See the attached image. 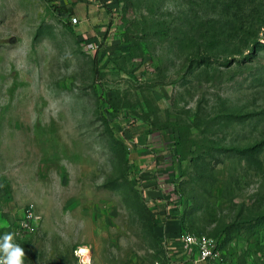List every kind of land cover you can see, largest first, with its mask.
Wrapping results in <instances>:
<instances>
[{
  "label": "rangeland",
  "instance_id": "rangeland-1",
  "mask_svg": "<svg viewBox=\"0 0 264 264\" xmlns=\"http://www.w3.org/2000/svg\"><path fill=\"white\" fill-rule=\"evenodd\" d=\"M66 1L0 0V237L29 264H154L165 196L264 264V0H99L84 32Z\"/></svg>",
  "mask_w": 264,
  "mask_h": 264
},
{
  "label": "built area",
  "instance_id": "built-area-1",
  "mask_svg": "<svg viewBox=\"0 0 264 264\" xmlns=\"http://www.w3.org/2000/svg\"><path fill=\"white\" fill-rule=\"evenodd\" d=\"M66 2H70L67 0ZM116 12V7L113 9ZM71 21L75 24L78 23V19L74 16L71 17ZM87 47H94L93 43H88ZM152 179L149 175L148 178ZM140 178H144L141 174ZM157 182V181H156ZM144 180L142 179V182ZM161 202H153L155 207H151L152 213L156 219H158L163 225L162 234V257L160 260L154 262V264H228L223 257L219 244L213 237L204 236L189 232L187 230L181 231L178 228H169V225L177 222L178 213L175 212V202L171 199L168 200L165 196L162 197ZM168 200V201H167ZM164 203V208H157L158 205ZM32 214L29 212L25 215V219L21 221L20 226L24 230L32 231L33 225L26 218H30ZM31 225V226H30ZM79 264H86V256L82 254L80 248L76 251ZM24 264H29L24 259Z\"/></svg>",
  "mask_w": 264,
  "mask_h": 264
},
{
  "label": "crops",
  "instance_id": "crops-1",
  "mask_svg": "<svg viewBox=\"0 0 264 264\" xmlns=\"http://www.w3.org/2000/svg\"><path fill=\"white\" fill-rule=\"evenodd\" d=\"M73 10H76V12H80L81 14V16L79 17L76 13L75 14L76 16L74 17L78 19V23H75V24H81L82 22V24L80 25V30L82 32H84L86 29V26H85L86 21L84 24H83V21L85 20L87 16H90V20L93 23H94V19L97 20L98 17H101V19H104V20L107 19V17L105 16L106 13L104 12V8L99 3V0H87V2H77L73 4ZM144 156L148 157V155H144ZM142 175L144 176L143 180H145V178L146 180H148V176L150 175V173H143ZM150 181L152 180L149 179V182ZM145 192H146V195H149V197L154 196V195H151V193H153L154 191L145 190Z\"/></svg>",
  "mask_w": 264,
  "mask_h": 264
},
{
  "label": "clouds",
  "instance_id": "clouds-1",
  "mask_svg": "<svg viewBox=\"0 0 264 264\" xmlns=\"http://www.w3.org/2000/svg\"><path fill=\"white\" fill-rule=\"evenodd\" d=\"M13 239L12 233L0 237V264H24L25 251Z\"/></svg>",
  "mask_w": 264,
  "mask_h": 264
},
{
  "label": "trees",
  "instance_id": "trees-1",
  "mask_svg": "<svg viewBox=\"0 0 264 264\" xmlns=\"http://www.w3.org/2000/svg\"><path fill=\"white\" fill-rule=\"evenodd\" d=\"M73 1H70V2H67V4H63L62 5V7L61 8H56V7H54V10H55V12L58 14V15H61V16H66V15H72L73 14V11H71V9L69 10V9H66L68 6H70L71 4H72V8H73V4L74 3H72ZM60 7V6H59ZM257 42V41H256ZM258 43V42H257ZM253 48H251V50H252ZM96 58V57H95ZM95 60V59H94ZM248 150V149H247ZM246 149H242V150H237V152H239V153H241V154H244V152L245 151H247ZM145 204H146V209H147V211H148V213H149V216H150V218H151V221H152V227H153V231H154V229H155V231H154V235L156 236V240L158 241V245H159V247H160V250H161V252H163V248L161 247V244H162V239H161V237H162V234H163V225L161 224V222L158 220V219H156L155 218V216L153 215V213H152V209H151V207L148 205V203L147 202H145ZM179 219H177V222H175L174 224H172V225H169L168 227L169 228H178V229H180L181 231H183V230H186V229H184L183 228V225L181 224V220H180V217H178ZM156 228H158V234H157V232H156ZM188 231V230H187ZM189 232H191V231H189ZM192 233H194V232H192ZM196 234V233H195ZM219 247L220 248H222V244H221V242L219 243Z\"/></svg>",
  "mask_w": 264,
  "mask_h": 264
},
{
  "label": "bare ground",
  "instance_id": "bare-ground-1",
  "mask_svg": "<svg viewBox=\"0 0 264 264\" xmlns=\"http://www.w3.org/2000/svg\"><path fill=\"white\" fill-rule=\"evenodd\" d=\"M79 248H80L82 254L86 256V258L89 257L86 248H84L82 246H79Z\"/></svg>",
  "mask_w": 264,
  "mask_h": 264
}]
</instances>
